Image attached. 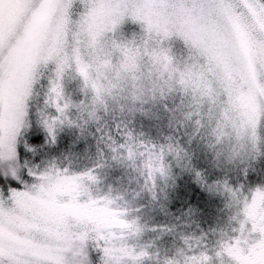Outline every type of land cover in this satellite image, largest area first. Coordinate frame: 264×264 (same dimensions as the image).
Instances as JSON below:
<instances>
[{"label":"snow or ice","instance_id":"obj_1","mask_svg":"<svg viewBox=\"0 0 264 264\" xmlns=\"http://www.w3.org/2000/svg\"><path fill=\"white\" fill-rule=\"evenodd\" d=\"M0 264H264V0H0Z\"/></svg>","mask_w":264,"mask_h":264}]
</instances>
